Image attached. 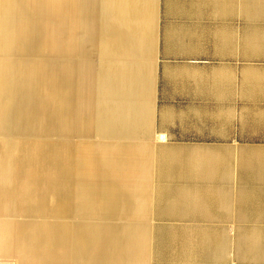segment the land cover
Returning <instances> with one entry per match:
<instances>
[{"label": "crops", "instance_id": "crops-1", "mask_svg": "<svg viewBox=\"0 0 264 264\" xmlns=\"http://www.w3.org/2000/svg\"><path fill=\"white\" fill-rule=\"evenodd\" d=\"M78 65L150 68L154 132L211 155L153 202L152 122H93ZM0 128V264H264V0H0Z\"/></svg>", "mask_w": 264, "mask_h": 264}, {"label": "rangeland", "instance_id": "rangeland-1", "mask_svg": "<svg viewBox=\"0 0 264 264\" xmlns=\"http://www.w3.org/2000/svg\"><path fill=\"white\" fill-rule=\"evenodd\" d=\"M84 66H77V94L78 96L83 95V96H88V98L85 100V102H87L88 100L93 99L94 96H92V92H93V88L97 87L98 85H100V83L98 81H94V80H87L86 77H84L82 75V69ZM85 67H92L93 66H85ZM110 68L107 72L106 75L102 78L101 81H103L102 83L106 84V88H105V96L108 98V103H109V109L108 111H110V109L114 108L115 110L119 109L121 111H123V109H121V101H122V97L119 94V88L118 85L122 84L123 81V75L126 72V70H130L132 67H108ZM136 68V67H135ZM142 68V74H143V78L144 81H142V83H144L146 85V87L148 86L147 89V95H150V68L148 67H139ZM153 71V68H152ZM86 76V73H85ZM153 77V75H152ZM153 82V80H152ZM154 83V82H153ZM153 83H152V87H153ZM120 88H123L122 85H120ZM106 97H104V103H106ZM151 110V107H150ZM151 114V111L150 113ZM152 114H153V104H152ZM151 114V115H152ZM151 115H150V120L149 123H151V138H150V142L152 143L153 146V153H154V159H156V163H155V167H154V178L153 179V184L155 185L154 189H152V193L156 194L153 195V202H159L160 201V195L158 193L163 194L164 189H168V191L170 192L171 189L173 191H175L177 188L181 187L179 185L181 179H180V174L179 171H174V173L170 170L171 169V158L173 155H181V154H192L194 153V155H205V154H210L211 155V148H203V147H193V146H171L168 145L167 143H165L161 138V135L155 133L154 128H153V115H152V120H151ZM22 135L18 134V133H11V132H4L2 131V129L0 128V140L3 139H7V138H16V139H21ZM161 160H165V165L160 164ZM194 167V165H192V168ZM161 168L163 169V171H161ZM165 170V172H164ZM192 170V169H191ZM202 171V170H201ZM162 174L161 172H164L165 174H168V176H170L169 179H171L172 182H170V180H167V182L169 181L170 183L165 184L160 178H159V173ZM172 172V173H171ZM171 194V193H170ZM154 203V204H155ZM72 218L74 216H71ZM151 223H152V219H151Z\"/></svg>", "mask_w": 264, "mask_h": 264}, {"label": "bare ground", "instance_id": "bare-ground-1", "mask_svg": "<svg viewBox=\"0 0 264 264\" xmlns=\"http://www.w3.org/2000/svg\"><path fill=\"white\" fill-rule=\"evenodd\" d=\"M110 68L93 66L83 67L82 75L86 77L87 80L98 81L100 85L93 88L92 96L93 99L86 102L85 110L90 113L93 117V122L106 123V124H123V125H133V124H144L149 123L150 120V95H147L148 86L142 81H144L142 68L132 67L130 70H126L123 75V83L118 85L119 94L122 97L121 110H115L114 108L106 112V107L104 103L105 88L106 84L102 83V78L106 75V72ZM86 73V76H85ZM122 85L123 88H120ZM164 141V140H163ZM206 165V164H205ZM205 169V168H204ZM163 171V170H162ZM165 171V170H164Z\"/></svg>", "mask_w": 264, "mask_h": 264}]
</instances>
